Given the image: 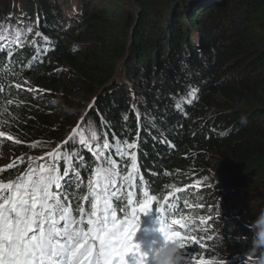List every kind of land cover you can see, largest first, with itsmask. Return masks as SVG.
I'll return each mask as SVG.
<instances>
[{"label":"trees","instance_id":"trees-1","mask_svg":"<svg viewBox=\"0 0 264 264\" xmlns=\"http://www.w3.org/2000/svg\"><path fill=\"white\" fill-rule=\"evenodd\" d=\"M34 1L17 7L0 0V36L11 29L15 39L17 29H31L20 44H0V84L11 87L0 95V131L24 143L21 160L47 149L34 147L42 136L64 137L52 128L55 104L74 109L71 91L80 88L94 105L66 132L80 127L87 138L107 131L110 142H136L138 150L130 151H137V179L144 177L150 195L162 200L185 186L196 209L181 201L184 215L203 213L220 198L258 220L264 213V0H113L116 14L82 4L75 6L80 17L64 25L58 19L66 0ZM88 163L95 166L93 158ZM13 164L0 173L5 182L22 173L21 161ZM82 175L87 183L91 168ZM207 178L216 182L211 191ZM156 206L153 201L145 215L159 224ZM219 223L211 220L208 227ZM222 231L231 235L227 225ZM210 236L204 251L219 245L220 238ZM255 238L245 234L238 241L251 254L239 264H264V247H256Z\"/></svg>","mask_w":264,"mask_h":264},{"label":"snow or ice","instance_id":"snow-or-ice-1","mask_svg":"<svg viewBox=\"0 0 264 264\" xmlns=\"http://www.w3.org/2000/svg\"><path fill=\"white\" fill-rule=\"evenodd\" d=\"M5 31L9 35L0 36V44L13 47L22 43L25 32L31 29H17L15 39L11 29ZM35 35L39 38L41 32ZM43 43L47 44L48 39ZM15 87L20 89L19 84ZM5 91L11 92V87L0 84V95ZM4 136L0 131V137ZM69 143L71 148L48 153V159L29 157L26 170L14 179L5 182L0 177V264H129V256L132 264H146L148 254L141 252L133 239L139 229V214L150 210L153 201L158 204L156 211L165 242L190 240L205 247L196 236L189 235L196 229V222L182 211L181 201L188 205L192 198L190 189L177 187L175 194L169 192L158 200L144 187L143 176L137 182V151H130L138 150L136 142L119 137L110 142L107 131L103 138L97 131L87 138L83 131L74 130L65 145ZM83 150L94 157V167ZM121 164L126 166V175H122ZM6 167L12 169L14 164ZM90 168L85 183L82 173ZM4 171L0 168V173ZM188 207L191 210V205ZM176 216L179 218L172 219ZM199 223L207 227L211 217H202ZM199 264L207 262L200 260Z\"/></svg>","mask_w":264,"mask_h":264},{"label":"rangeland","instance_id":"rangeland-1","mask_svg":"<svg viewBox=\"0 0 264 264\" xmlns=\"http://www.w3.org/2000/svg\"><path fill=\"white\" fill-rule=\"evenodd\" d=\"M4 1H10L12 4L17 3L18 6H27L26 2H31L32 4L35 3L34 0H4ZM54 0H51V2ZM55 4L54 2H52ZM63 8L61 9V14L59 16V23L64 25L66 20L73 19L76 21L80 17V14L78 11L75 10V6L79 7L82 6V4H85L92 8L93 12H99L106 14L108 17L106 11H109L110 13L116 14V7L113 0H66L62 3ZM121 4H118L117 7H121ZM75 12V13H74ZM37 13L41 14V12L38 10ZM34 28L40 27V25H37V21L34 22L33 25ZM195 40H197V35L195 34ZM67 41H70L68 39ZM80 42L83 41L79 40ZM77 41V42H79ZM22 86L24 88H29V84L25 83L23 81ZM129 92H131L130 95L135 94L132 92V87L128 83H126ZM136 86V85H135ZM134 86V87H135ZM76 89H73L71 91V101L76 106L74 109L72 108H66L64 106H60L58 104L56 105V112L53 114V120L56 125L54 130H58L59 133L65 134L63 138L57 139L56 141H50V139L47 136H42L37 142L34 143V147L36 149L45 150L39 155H27L25 156V159L22 158L23 162H21L22 173L24 170H26L28 163H29V157L33 158L34 160H38L40 158L48 159V153L57 151V150H64L65 148V141L68 140L70 136L73 135L74 130H80L81 128H77L71 131L66 132V126L69 124L70 121H73L75 119H86L88 117V111L91 107L94 105L93 99H89L83 91L78 88V92H76ZM180 98H176L175 102H179ZM80 107V112H76V110ZM88 121V120H87ZM59 122V126L57 124ZM87 124V122H84ZM83 126V125H82ZM81 126V127H82ZM8 136L0 137V168H6V166L9 163H17L21 161V154L23 151V144L22 142L17 143L13 139L9 140L7 139ZM78 138V137H77ZM63 141V142H62ZM78 146V145H77ZM85 153V159L89 162L91 158L94 157L87 152V150H84ZM21 173V174H22ZM219 175H222L223 173L218 171ZM206 184V189L208 191H211L213 188H215V184L213 181L209 178H207L204 182ZM180 188H185V186H181ZM221 188V187H220ZM226 192V190H224ZM198 205V203H196ZM233 204H239L234 203V201H227L223 199L218 200H212L211 203H208L207 205L210 207L209 210L203 211V213H197L194 216H190V219L196 222V224H200V229H197L200 231V233H191V235L196 236V238L200 241V243H203L205 247H208L207 243L205 242V239H208L212 233L217 238L218 247L211 248L209 251H204L203 248L200 247L199 244L193 243L190 240L189 241H183L184 247L180 249V255L182 257V262L186 264H199L200 260H204L207 263L211 264H239L240 262H244L246 258H249L251 254L247 253L244 248H241L239 246L238 241L244 239V235L247 234L250 237H255L256 232L259 231V229L256 226L257 220L255 213H249L244 214V211H241L239 213V209H236L233 207ZM191 209H196V205H192ZM141 216V214H140ZM207 219L211 217V220H219L222 223L218 224L217 229L209 228L208 226L205 227L203 224L199 223L201 218ZM141 223H139V229L136 232L133 243L139 246V250L143 253L148 254V259L146 264H152L151 262V253L152 250L159 247L160 244L163 242V236L158 231L159 224L156 223L155 220L148 221V223H144L143 220H140ZM224 223V224H223ZM225 225L229 226V229L231 230L229 236H225L224 232L222 231V227ZM229 238L231 240H229ZM229 240V241H228ZM126 259L129 261V264H132L131 257H126Z\"/></svg>","mask_w":264,"mask_h":264},{"label":"clouds","instance_id":"clouds-1","mask_svg":"<svg viewBox=\"0 0 264 264\" xmlns=\"http://www.w3.org/2000/svg\"><path fill=\"white\" fill-rule=\"evenodd\" d=\"M256 226L259 231L256 232L254 244L256 247H264V213L258 218ZM158 231L161 233L160 224ZM181 244L182 241L180 240H168L165 242L163 239L160 246L152 250L150 257L152 264H182L180 255Z\"/></svg>","mask_w":264,"mask_h":264},{"label":"bare ground","instance_id":"bare-ground-1","mask_svg":"<svg viewBox=\"0 0 264 264\" xmlns=\"http://www.w3.org/2000/svg\"><path fill=\"white\" fill-rule=\"evenodd\" d=\"M84 157H85V155H84ZM136 180L139 181L137 179V176H136ZM173 194H175V193L173 192ZM143 215L146 216L145 213H142L141 214V217L139 218V223H141L140 220H143L144 223H148V221H151L152 220L150 215L146 216V218Z\"/></svg>","mask_w":264,"mask_h":264}]
</instances>
